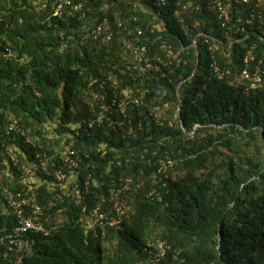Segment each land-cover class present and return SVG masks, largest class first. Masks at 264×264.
I'll return each mask as SVG.
<instances>
[{
	"label": "trees",
	"instance_id": "trees-1",
	"mask_svg": "<svg viewBox=\"0 0 264 264\" xmlns=\"http://www.w3.org/2000/svg\"><path fill=\"white\" fill-rule=\"evenodd\" d=\"M210 1L85 0L81 18L53 16L54 0H0V129L14 112L42 135L36 147L20 135L0 143L19 144L21 165L36 152L56 163L28 177L49 230L24 237L22 264H152L159 240L170 245L162 264H264V86L243 76L254 45L264 69V16L224 0L233 6L224 28ZM107 17L106 35L85 36ZM137 47L152 60L144 75L128 68ZM61 145L80 156L76 199L56 197L51 183ZM160 159L174 162L166 178ZM3 167L4 183L22 196L23 170ZM126 177L142 182L128 197L130 218L87 229L89 211L98 202L107 210L111 187ZM6 206L0 191V228L15 222Z\"/></svg>",
	"mask_w": 264,
	"mask_h": 264
},
{
	"label": "built area",
	"instance_id": "built-area-1",
	"mask_svg": "<svg viewBox=\"0 0 264 264\" xmlns=\"http://www.w3.org/2000/svg\"><path fill=\"white\" fill-rule=\"evenodd\" d=\"M36 3H41L46 0H33ZM85 0H54V13L55 15H63L66 10L69 12L76 11L81 9L84 6ZM234 3L241 5H251L253 9L252 17H258L262 19L264 16V0H231ZM208 7L217 13V18L219 19L221 26L224 28H231L233 25V6L226 4L224 0H211L208 3ZM238 14V20H242V12L239 9L236 11ZM257 15V16H256ZM6 20L4 14L0 13V23ZM251 22V21H250ZM249 22V23H250ZM7 29L9 23L5 25ZM112 28L110 19L107 17L104 21L92 29H87L85 36L87 38H98L100 35H106L108 31ZM204 34L205 33H201ZM200 34V35H201ZM264 34V33H263ZM250 35V34H249ZM247 35V36H249ZM206 42H210L211 39L216 41H221L217 37L212 35H206ZM264 40V36H261ZM197 38L194 40L196 43ZM233 42H231L232 44ZM164 45L163 47H165ZM171 49V46H167ZM210 51L213 53L216 49V46L210 44ZM9 54L11 50L7 48ZM169 52L172 53L170 50ZM135 54V61L130 62L129 69L133 68L138 71L140 75L146 74V72L152 68V60L150 56H147L146 47H137L133 50ZM232 53L231 50H228V55ZM245 69L243 76L252 82V85L255 87L264 86V69L259 65H254L256 61V45L248 48L245 54ZM254 62V63H253ZM253 63V64H252ZM101 90L104 92L105 87L102 86ZM133 89L128 87L125 90L127 98L131 97ZM94 97L98 100L102 95L99 93L93 92ZM113 105H109V109H112L113 106L117 105L116 98L117 94L114 95ZM135 102L138 103V99H135ZM125 103H120L119 106L124 108ZM6 126L0 129V139L3 136H22L23 145L37 146L38 142H41L42 135L39 134V127H24L21 124V121L16 113L10 112L7 114ZM92 126V125H90ZM57 135V133H55ZM62 146V160L59 167L56 170L57 179L51 183L52 186H55L61 190L55 196L61 198L63 195L72 196L73 199L80 197L78 191V175L75 173L79 168V158L77 151L71 145H61ZM22 151L19 144L14 143V145H8L4 142L0 143V191L2 192L5 200L7 201V206L3 209L2 214H6L8 210L12 211L15 216V222L11 227L0 228V249L7 248L6 250L0 252V264H22L23 256L19 253V249L24 246L25 239L24 237L28 233H48V227L42 221V217L45 216L46 208L39 199V191L36 185H33L28 182V177L32 178L36 169H42L50 174L49 165L50 163L53 166H56L54 162V157H49L48 159L42 158V153L36 152L34 155H31V159L28 160V164L21 165L19 158V153ZM22 153V152H21ZM24 155V154H23ZM5 156V157H4ZM50 162V163H49ZM160 166L158 172L162 177H167L169 174V169L174 163L172 160L165 161L160 159ZM7 166L9 172H13V169L23 170V174L20 176L23 180V195L15 193L10 185H7L3 181L4 177V167ZM66 167L69 170V173L66 171ZM11 168V169H10ZM29 183V184H28ZM50 183V184H51ZM142 185V182L133 180L131 177L123 178L120 182V186L113 185L109 192L108 208H104L102 203H96V205L89 211L86 227L87 229H96V228H115L125 222L126 219L130 218L131 214L134 212V205L129 201L128 197L131 195L133 190H137ZM86 187L88 188V181H86ZM86 188V189H87ZM156 189L152 190V194L156 193ZM64 196V197H65ZM170 248L168 241L159 240L155 250L150 252V262L152 264H162V259L166 256L167 250ZM16 254H12V252ZM13 255V256H12Z\"/></svg>",
	"mask_w": 264,
	"mask_h": 264
},
{
	"label": "clouds",
	"instance_id": "clouds-1",
	"mask_svg": "<svg viewBox=\"0 0 264 264\" xmlns=\"http://www.w3.org/2000/svg\"><path fill=\"white\" fill-rule=\"evenodd\" d=\"M45 2V1H44ZM44 2H41V3H44ZM36 3V2H35ZM37 4H39V3H37ZM54 5V4H53ZM83 8H84V6L81 8V9H79V10H76V11H72V12H69L68 11V14L69 15H71L72 17H74L76 14H77V12H81V18L82 17H84L85 15H86V11H82L83 10ZM52 9H53V16L55 15V13H54V8H53V6H52ZM67 11V10H66ZM65 14H63V15H61V16H59V15H55L56 17H62V16H64ZM86 31H87V29H86ZM86 31H85V34H86Z\"/></svg>",
	"mask_w": 264,
	"mask_h": 264
}]
</instances>
